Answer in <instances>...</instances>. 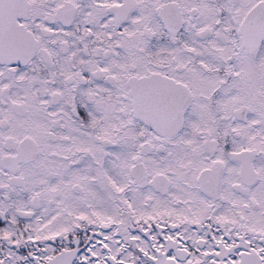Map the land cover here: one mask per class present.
<instances>
[{
  "label": "snow or ice",
  "instance_id": "1",
  "mask_svg": "<svg viewBox=\"0 0 264 264\" xmlns=\"http://www.w3.org/2000/svg\"><path fill=\"white\" fill-rule=\"evenodd\" d=\"M0 223V264H264V0H0Z\"/></svg>",
  "mask_w": 264,
  "mask_h": 264
},
{
  "label": "flooded vegetation",
  "instance_id": "2",
  "mask_svg": "<svg viewBox=\"0 0 264 264\" xmlns=\"http://www.w3.org/2000/svg\"><path fill=\"white\" fill-rule=\"evenodd\" d=\"M0 227H3V224L2 223H0ZM165 231H167L166 229H165ZM82 235H83V233H81ZM89 234H91V232H89ZM160 239H161V242H163V240H162V237H160ZM53 246L54 247H58L59 246V241L57 240L55 243H53ZM83 245H81V249L83 250Z\"/></svg>",
  "mask_w": 264,
  "mask_h": 264
}]
</instances>
